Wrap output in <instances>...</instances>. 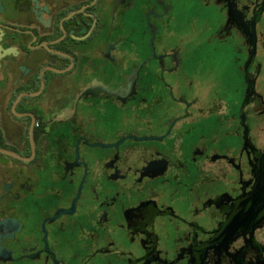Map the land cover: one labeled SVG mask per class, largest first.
Listing matches in <instances>:
<instances>
[{
    "label": "flooded vegetation",
    "instance_id": "af4514ba",
    "mask_svg": "<svg viewBox=\"0 0 264 264\" xmlns=\"http://www.w3.org/2000/svg\"><path fill=\"white\" fill-rule=\"evenodd\" d=\"M0 264H264V0H0Z\"/></svg>",
    "mask_w": 264,
    "mask_h": 264
},
{
    "label": "rangeland",
    "instance_id": "374dc122",
    "mask_svg": "<svg viewBox=\"0 0 264 264\" xmlns=\"http://www.w3.org/2000/svg\"><path fill=\"white\" fill-rule=\"evenodd\" d=\"M196 14H182V19L188 23L193 22V27L197 28L198 30L202 31L201 29L205 28L208 29V42L211 41V45L215 44L216 37L213 36V31L212 27L215 26V22L218 18V12L215 6L213 7L212 5L208 6L207 8H204V3L203 2H196ZM197 60H203L205 63L208 61V69L212 71L211 77L216 76L213 78V81L219 82V90L222 92L226 91L224 93V100L230 102L231 100L234 101H240V96H232L231 94V88L228 87L227 84L232 85L233 87L235 86L234 79L231 78V71L228 67V60L230 57L227 54V52H220L217 51L216 53H211L208 51L203 52L201 54L196 55ZM210 77V80H211ZM225 88H224V87ZM232 87V88H233ZM226 89V90H225ZM222 115V114H221Z\"/></svg>",
    "mask_w": 264,
    "mask_h": 264
},
{
    "label": "water",
    "instance_id": "95a60500",
    "mask_svg": "<svg viewBox=\"0 0 264 264\" xmlns=\"http://www.w3.org/2000/svg\"><path fill=\"white\" fill-rule=\"evenodd\" d=\"M246 104V103H245ZM245 104H244V106H245Z\"/></svg>",
    "mask_w": 264,
    "mask_h": 264
}]
</instances>
